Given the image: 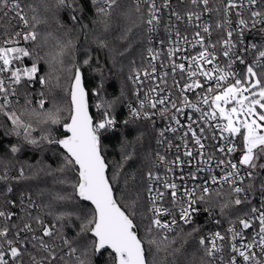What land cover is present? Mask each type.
I'll return each instance as SVG.
<instances>
[{
    "label": "snow or ice",
    "instance_id": "1",
    "mask_svg": "<svg viewBox=\"0 0 264 264\" xmlns=\"http://www.w3.org/2000/svg\"><path fill=\"white\" fill-rule=\"evenodd\" d=\"M42 7L54 18L67 11L86 41L99 32L96 51L107 50L123 79L109 97L105 65L89 45L77 56L71 39H56L44 51L52 34L39 27L47 18L30 19L26 8L37 9L24 0H0V19L16 21L0 27V129L16 141L0 154V264H95L103 252L107 264H264V0H42ZM117 29L118 41L136 38L123 51L106 39ZM86 71L99 74L91 87ZM121 105L127 114L118 120ZM118 126L119 159L109 158L104 140ZM26 150L58 159L55 169L40 170L59 173L53 184L71 191L40 189L37 203L19 183ZM137 161L147 168L139 180L127 167ZM181 224L191 229L184 233L191 250L172 247Z\"/></svg>",
    "mask_w": 264,
    "mask_h": 264
},
{
    "label": "trees",
    "instance_id": "2",
    "mask_svg": "<svg viewBox=\"0 0 264 264\" xmlns=\"http://www.w3.org/2000/svg\"><path fill=\"white\" fill-rule=\"evenodd\" d=\"M47 3L50 5L55 2V0H46ZM25 4H32L37 11L35 13L31 12L26 8V11L28 12L29 18L31 19L32 15H36L38 19L42 18H47V25L43 26L41 25L39 27V31L41 33L44 32H50L52 35L49 37V47L45 48L44 51H49L51 50L52 47L55 46L56 39H60L61 41H67L68 39H71L73 41V44L75 45L76 51L75 55L79 56L80 51H82L83 46L86 44L89 45L93 49V55H99L100 57V62L102 65H105L104 68V77H105V92L109 94L111 97L119 95V88H120V81L123 79V77L119 73V67L120 64L117 63L116 67L113 68L111 64V60L108 58V52L107 50L103 51H96V44L93 43L96 35H99V32H89L87 41L85 40V32L82 31L79 27V25L73 24V22L69 19V13L67 11H61L58 15V17L54 18L51 14L49 13H44L43 7H42V0H24ZM83 23L89 24V29L92 28V25L89 23L87 19H84ZM121 24V27H123V22H119ZM5 25H10V26H15L16 21H8L5 19H0V27H3ZM121 34L120 29H117L111 33V35L107 36L106 39L109 42L110 47H116L118 51H123L125 47H127V43H134L135 41V36H130L128 42L124 41H118L114 39L115 37L119 36ZM43 54V53H42ZM73 53H69V59ZM133 55H135V52L133 51ZM131 56H127L124 60V63L127 64L128 59H131ZM25 65L30 66V62L25 59ZM95 67V63L93 64ZM46 69L42 66L40 69V74H44ZM126 74V70H125ZM85 76L87 77L89 84L88 86L91 87L95 83L99 81V74H92L90 71L85 72ZM52 84H55V75H53L52 78ZM61 84H66V81L63 79L61 76ZM31 91V90H30ZM34 91L36 93H39L41 91V86L37 83L35 85ZM53 91H57L55 88H53ZM24 92V88H20V93L22 94ZM94 95V94H93ZM50 98V97H49ZM56 99L58 101L63 100V94L57 91V96ZM21 104H23V101H21ZM90 104L92 105L91 113L95 117L97 114V110L95 108V100L90 98ZM46 107H50V104H46ZM33 107H35V104H33ZM127 114L126 107L124 105H121L117 109V119L121 120L123 117ZM0 122H6L4 121V118L0 116ZM63 129H59V132H62ZM59 134V133H57ZM135 134L134 130L129 126L127 130V135L131 139V137ZM120 141V132H119V126L117 131L111 132L107 134L106 139L104 140V143L109 147V158L115 157L116 159H119V153H118V143ZM15 143L14 137H4L3 135V130L0 129V154L4 152L5 146H7L9 143ZM155 141L153 140L151 143V148L155 149ZM37 160H42L41 165H37L36 162ZM18 164L17 167L20 165L24 166L25 169V177L26 179L21 180L19 183L22 187H27L30 188L33 192V199L37 201V203H41V199L39 198L36 193L40 189H45V188H53L54 190H64L70 192V188H62L59 185H54L53 182L56 180L61 179L62 177L60 176L59 173L53 172L52 175H47V172L49 169L45 168L43 171L40 169L43 167V165H51L52 169H55L59 163L58 159H54L51 155V153H48L41 157L39 152H34L30 150H26L25 152L21 153L18 157ZM31 164L34 167L29 169L28 165ZM128 167L129 172L135 170L137 174V180H139L142 176L143 173L147 171V168L143 165V162L137 161L136 163L130 164ZM17 174L15 170L13 171V175ZM143 197V193L141 194ZM47 197H45L46 201ZM206 217V213H203L201 211V214L197 216V222L203 223ZM218 218V212H215L213 215V219ZM214 227V226H212ZM181 229L183 230L181 232ZM191 229L182 226L179 228L176 233L173 234L175 236V244L172 246L173 248H182V247H187L189 250H191L194 245L193 242L191 241L190 238H187L184 233L189 232ZM170 239L172 237L170 236ZM185 240H187V244H185ZM172 249L170 248L169 251ZM107 252L101 253L100 256H97L95 258V264H107ZM164 254L161 253V257H163ZM176 259L177 260H183V256L181 253H176Z\"/></svg>",
    "mask_w": 264,
    "mask_h": 264
},
{
    "label": "built area",
    "instance_id": "3",
    "mask_svg": "<svg viewBox=\"0 0 264 264\" xmlns=\"http://www.w3.org/2000/svg\"><path fill=\"white\" fill-rule=\"evenodd\" d=\"M213 2H214V3H220V0H213ZM173 3L175 4V3H176V0H173ZM208 19H209V17H208L207 15H205V16L203 17V21H204V22H207ZM214 19H215V17H213V21H214ZM188 31H189V34H191V32L195 31V29H189ZM215 39H216V33L214 32V34H213V40H215ZM246 39L251 40V39H252L251 35L247 36ZM257 39H258V37H257ZM169 83H171V81H169ZM126 110H127V108H126ZM158 126H162V125H160V124L158 123ZM173 151H174V150H173ZM196 219H197V217H196ZM182 226H184V225L181 224L179 228H181ZM223 226H224V227H227V224L225 223ZM179 228H177V230H178ZM177 230H176V231H177Z\"/></svg>",
    "mask_w": 264,
    "mask_h": 264
},
{
    "label": "rangeland",
    "instance_id": "4",
    "mask_svg": "<svg viewBox=\"0 0 264 264\" xmlns=\"http://www.w3.org/2000/svg\"><path fill=\"white\" fill-rule=\"evenodd\" d=\"M105 94L108 95L109 97H111V96H110L109 94H107L106 92H105Z\"/></svg>",
    "mask_w": 264,
    "mask_h": 264
},
{
    "label": "water",
    "instance_id": "5",
    "mask_svg": "<svg viewBox=\"0 0 264 264\" xmlns=\"http://www.w3.org/2000/svg\"><path fill=\"white\" fill-rule=\"evenodd\" d=\"M90 113H91V109H90ZM92 114V113H91ZM101 254H99L98 256H100Z\"/></svg>",
    "mask_w": 264,
    "mask_h": 264
}]
</instances>
